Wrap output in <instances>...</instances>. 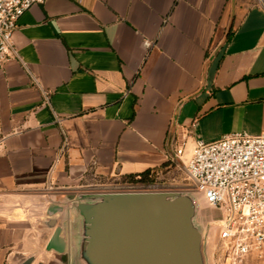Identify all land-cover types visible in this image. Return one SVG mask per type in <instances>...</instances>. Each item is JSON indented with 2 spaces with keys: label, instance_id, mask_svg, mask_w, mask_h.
Listing matches in <instances>:
<instances>
[{
  "label": "crops",
  "instance_id": "0c3cea01",
  "mask_svg": "<svg viewBox=\"0 0 264 264\" xmlns=\"http://www.w3.org/2000/svg\"><path fill=\"white\" fill-rule=\"evenodd\" d=\"M12 42L19 60L0 68V264H69L44 250L50 196L164 176L182 141L189 155L198 140L264 133V0H45Z\"/></svg>",
  "mask_w": 264,
  "mask_h": 264
},
{
  "label": "water",
  "instance_id": "95a60500",
  "mask_svg": "<svg viewBox=\"0 0 264 264\" xmlns=\"http://www.w3.org/2000/svg\"><path fill=\"white\" fill-rule=\"evenodd\" d=\"M48 202L44 250L69 257V264H207L197 220L205 210L217 237L221 225L220 212L194 190L83 192ZM70 212L73 244L66 235Z\"/></svg>",
  "mask_w": 264,
  "mask_h": 264
},
{
  "label": "built area",
  "instance_id": "2783aa9c",
  "mask_svg": "<svg viewBox=\"0 0 264 264\" xmlns=\"http://www.w3.org/2000/svg\"><path fill=\"white\" fill-rule=\"evenodd\" d=\"M45 0H0V68L19 60L12 36L18 19L33 5ZM149 47L150 44L145 42ZM47 97V93H44ZM185 142L174 148L179 158ZM191 189L221 215L218 239L226 260L239 264L248 257L264 255V133L255 136L235 132L212 142L196 141L183 166ZM91 192L161 190L156 183L102 184Z\"/></svg>",
  "mask_w": 264,
  "mask_h": 264
},
{
  "label": "rangeland",
  "instance_id": "374dc122",
  "mask_svg": "<svg viewBox=\"0 0 264 264\" xmlns=\"http://www.w3.org/2000/svg\"><path fill=\"white\" fill-rule=\"evenodd\" d=\"M189 158L188 154L183 155L179 158L182 165L186 164L187 159ZM183 166L175 164L173 170L167 173L164 176H159L156 178L155 182L161 190H171V191H191V183L187 178ZM115 181H110L105 184H112ZM214 217H219L218 212H214ZM198 225L204 232L206 236V252L208 254V263L207 264H232L226 260V256L223 251V245L218 239L217 235L211 231L209 225V219L205 210L201 212L200 217L198 218ZM239 264H264V255L262 257H248Z\"/></svg>",
  "mask_w": 264,
  "mask_h": 264
},
{
  "label": "trees",
  "instance_id": "16d2710c",
  "mask_svg": "<svg viewBox=\"0 0 264 264\" xmlns=\"http://www.w3.org/2000/svg\"><path fill=\"white\" fill-rule=\"evenodd\" d=\"M157 170H148L139 175H130L119 178L117 183H125V182H135V183H142V184H149L155 182L156 178L158 177Z\"/></svg>",
  "mask_w": 264,
  "mask_h": 264
}]
</instances>
